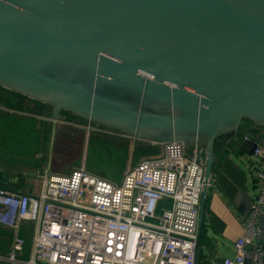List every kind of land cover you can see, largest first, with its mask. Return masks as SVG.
Listing matches in <instances>:
<instances>
[{
	"label": "water",
	"instance_id": "95a60500",
	"mask_svg": "<svg viewBox=\"0 0 264 264\" xmlns=\"http://www.w3.org/2000/svg\"><path fill=\"white\" fill-rule=\"evenodd\" d=\"M0 90L56 122L182 143L203 154L208 184L217 143L264 129V0H0Z\"/></svg>",
	"mask_w": 264,
	"mask_h": 264
},
{
	"label": "built area",
	"instance_id": "2783aa9c",
	"mask_svg": "<svg viewBox=\"0 0 264 264\" xmlns=\"http://www.w3.org/2000/svg\"><path fill=\"white\" fill-rule=\"evenodd\" d=\"M264 129L243 141H259ZM158 156L129 164L120 183L85 165L68 175L38 172V191L0 184V227L11 230L0 264H194L205 160L179 142ZM258 193L245 218L235 255L225 264H264V146L254 148ZM33 225L31 253L24 225Z\"/></svg>",
	"mask_w": 264,
	"mask_h": 264
},
{
	"label": "crops",
	"instance_id": "0c3cea01",
	"mask_svg": "<svg viewBox=\"0 0 264 264\" xmlns=\"http://www.w3.org/2000/svg\"><path fill=\"white\" fill-rule=\"evenodd\" d=\"M3 92L4 96H8L7 99L3 97V94H0V97L5 99V108H8L7 102L14 105L19 102L20 105H25L30 109L25 110V114H29L30 116H25L36 120V129L44 128L47 131V138H45L48 147L42 157V161L47 157V163L43 166L42 170H33L31 171V174L26 173V171L21 172V174L24 173V175H19V172L15 174V177H8L7 174H9V170L0 166V174L2 175L0 184H5L11 189H25L23 191L26 192L31 190L38 191L40 185L35 178L36 173L49 171L55 174L68 175L74 169L79 167L77 164L71 168H65V170L61 168V170L56 171L50 166V163L53 161L51 155L52 143L54 136L57 135L59 130L64 129L68 137H70H65L63 139V142L66 145H72L79 142L82 143L81 149L83 148L84 142H87V138L92 134L99 136L102 134L101 132H104L103 130L90 129L86 122H77L73 116L65 115L62 117L61 121H53L49 118L50 109L47 106L10 91L3 90ZM30 106H33V108ZM2 109L3 108H0L1 111L5 112ZM33 111L37 114L35 115ZM8 113L12 112L9 111ZM259 130V128L245 127L240 130L236 137L230 140L221 141L216 145L217 159L213 169V183L208 187L205 198L199 264H225L227 258H233L235 255L234 243L236 239L243 234L245 218L250 211V205L252 202L250 199L253 200L258 193L255 176L256 171H254L253 168L255 159L252 155L242 150L240 145L245 134H256ZM26 139L27 138L24 137L23 141H20V143L27 145ZM65 148H67V146H65ZM136 163H138V161L129 162L127 163L126 168L129 164ZM96 174L111 180L105 175L99 173ZM24 180L26 181L23 182ZM111 181L116 183L121 182L114 180ZM21 182H23L22 185L20 184ZM18 184H20V186ZM0 229L1 231H6L7 236H11L7 239L6 243L2 244L0 247V252H6L12 242V232L6 228L0 227ZM24 229L26 231V234L24 233V235L27 244L22 257L28 259L31 253L33 225L26 223ZM262 241L264 243V233L262 235Z\"/></svg>",
	"mask_w": 264,
	"mask_h": 264
},
{
	"label": "rangeland",
	"instance_id": "374dc122",
	"mask_svg": "<svg viewBox=\"0 0 264 264\" xmlns=\"http://www.w3.org/2000/svg\"><path fill=\"white\" fill-rule=\"evenodd\" d=\"M4 103L5 99L0 97ZM8 108H3L5 112H12L16 114H25L28 109L25 105H20L19 102L12 104L8 103ZM33 108V106H30ZM37 108V107H36ZM30 110V109H28ZM33 113L36 115L33 111ZM30 116V115H29ZM99 136L92 134L87 138V142L75 143L66 145L63 142L65 137H68L64 129L59 130L57 135L54 136L51 155L53 157L50 166L53 170H61L71 168L75 165H85L89 170L105 175L111 180L120 182L122 173L124 172L127 163L139 162L145 158L160 155L161 146L154 145L147 142H134L133 139L123 138L120 135L108 133L103 130ZM31 133L26 131L25 137L31 139ZM18 137V136H16ZM15 137V138H16ZM46 130L44 128L38 129L36 138L26 144H21L18 139H13L12 135L5 137L0 142V166L9 170L8 177H15L16 173L26 171L42 170L43 166L47 163V157L42 161L43 154L45 153L47 141L45 140ZM70 138V137H68ZM124 141H123V140ZM123 142L128 145H123ZM104 143V145H102ZM104 148H102V146ZM107 145V146H106ZM117 148H113V146ZM122 147H118L121 146ZM5 146V148H4ZM67 146V148H65ZM4 148V149H3ZM101 176V175H100ZM24 180L23 182H25ZM21 182L20 184L22 185ZM20 184H18L20 186ZM16 190H20L17 188ZM25 190V189H23Z\"/></svg>",
	"mask_w": 264,
	"mask_h": 264
},
{
	"label": "trees",
	"instance_id": "16d2710c",
	"mask_svg": "<svg viewBox=\"0 0 264 264\" xmlns=\"http://www.w3.org/2000/svg\"><path fill=\"white\" fill-rule=\"evenodd\" d=\"M36 123L37 122L35 119H32L28 116L16 114V113L3 112L0 110V142L3 139H5V137L7 138V136H9V135H12L13 139L16 136H18L15 139L16 140L18 139V141H23V138L25 137L26 131H29L31 133V135H30L31 139L27 138L26 142H29V141L32 142L36 138V134L38 132V129H36V126H35ZM46 138H47V133H46ZM46 138H45V140H46ZM102 145H104V143H102ZM123 145L127 146L128 144L123 142ZM123 145L118 146V147H122ZM4 148H5V146H4ZM102 148H104V147L102 146ZM113 148H117V147H115V145H114ZM21 191H23V190H21ZM10 237L6 235V231H3V230L1 231V229H0V247L2 246V244H5L7 239ZM21 257H22V255H21Z\"/></svg>",
	"mask_w": 264,
	"mask_h": 264
},
{
	"label": "flooded vegetation",
	"instance_id": "af4514ba",
	"mask_svg": "<svg viewBox=\"0 0 264 264\" xmlns=\"http://www.w3.org/2000/svg\"><path fill=\"white\" fill-rule=\"evenodd\" d=\"M3 93H4L3 90H0V94L2 95ZM3 97L8 99V96L7 95L4 96V94H3ZM2 174H3V172H2Z\"/></svg>",
	"mask_w": 264,
	"mask_h": 264
}]
</instances>
